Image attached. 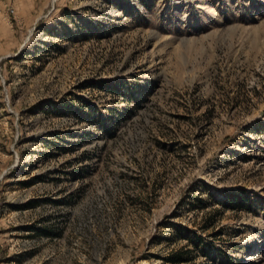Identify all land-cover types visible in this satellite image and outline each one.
Listing matches in <instances>:
<instances>
[{"label": "rangeland", "instance_id": "rangeland-1", "mask_svg": "<svg viewBox=\"0 0 264 264\" xmlns=\"http://www.w3.org/2000/svg\"><path fill=\"white\" fill-rule=\"evenodd\" d=\"M181 250L264 264V0H0V264Z\"/></svg>", "mask_w": 264, "mask_h": 264}, {"label": "trees", "instance_id": "trees-1", "mask_svg": "<svg viewBox=\"0 0 264 264\" xmlns=\"http://www.w3.org/2000/svg\"><path fill=\"white\" fill-rule=\"evenodd\" d=\"M190 254V251H175L166 258V262L169 264H190L193 262V258L190 257Z\"/></svg>", "mask_w": 264, "mask_h": 264}]
</instances>
